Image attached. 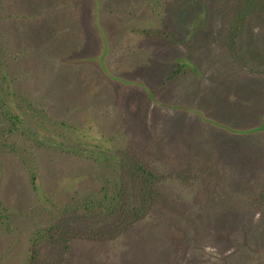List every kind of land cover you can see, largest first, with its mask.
I'll return each instance as SVG.
<instances>
[{"label": "rangeland", "instance_id": "obj_1", "mask_svg": "<svg viewBox=\"0 0 264 264\" xmlns=\"http://www.w3.org/2000/svg\"><path fill=\"white\" fill-rule=\"evenodd\" d=\"M101 1L106 68L159 103L138 85L108 82L96 61L77 64L102 53L91 0H0L8 47L37 44L27 64L51 63L25 88L73 130L66 146L113 136L160 176L143 219L102 243L72 242L70 264H264V19L235 18L237 0ZM186 60L197 70L173 75ZM27 158L36 160L34 191ZM107 171L92 153L0 138V264H25L31 233L71 196L103 188L116 173ZM73 215L60 221L82 223Z\"/></svg>", "mask_w": 264, "mask_h": 264}, {"label": "trees", "instance_id": "obj_2", "mask_svg": "<svg viewBox=\"0 0 264 264\" xmlns=\"http://www.w3.org/2000/svg\"><path fill=\"white\" fill-rule=\"evenodd\" d=\"M237 1L242 3V6L235 11V18L246 16L248 19H252L255 15L259 19H264V14H261L264 12V0ZM101 2V0H91L88 15L91 16V27L96 29L99 37L97 38L100 39L102 53L95 56L88 55L77 64L82 65L85 61L89 63L96 61L95 63L98 64L108 82L112 81L123 86L138 85L146 91V99L150 102L159 103L158 100L153 99L155 96H153L152 91L143 83H137L119 76L106 68L105 55L108 49V40L99 23L103 9ZM140 31L146 33L148 30L140 29ZM152 32L154 31L152 30ZM161 34H164L166 38L172 36L166 29ZM0 38L3 39L0 42V138L7 139L11 136H19L23 141L30 142L33 147H52L65 154L92 153L97 161L103 163L105 170H109L107 172L116 171V173H112L113 178L118 177V180L114 181L113 178L109 179L103 188L101 187L96 193L90 192L80 199L71 196V199L68 198L64 203L55 206L59 214H51V221H47V224L40 226L31 233L25 252V264H70L72 242L83 240L102 243L143 219L158 200L159 189L156 185L160 176L148 165L134 162L133 157L136 154L130 149L133 150L135 147L128 146V152L125 149L118 151L114 146L116 144L112 142L115 139L113 136L109 137L110 139H103L101 142L104 144L100 142L91 144V149L66 146L64 140L72 139L71 135L68 134L74 135L73 130L67 131L68 129H66L64 133L62 128L67 126L64 119L52 113L48 108L49 106L45 105L35 94H32L29 88H25L33 85V79L42 70L49 69L50 61H46L47 63L43 67L38 65L39 62L28 65L27 61L29 62L30 58L37 54L35 52V49L38 48L37 44L33 43L34 45H32L28 42L16 47L17 49H12L8 47V39L12 37H9L7 41H4L1 35ZM38 54L44 57L43 53L38 52ZM45 56H48V51L45 52ZM41 59L40 61H42ZM187 62V64L178 63L173 70V75L183 73L186 68L197 70L196 66H193L189 61ZM149 96L152 98H148ZM90 139L94 140L95 137ZM4 143L10 146L7 141ZM10 149L16 153L20 146H10ZM121 151L123 156L119 157ZM35 162L36 160L32 158L23 161L33 191L37 188L38 180ZM109 183L111 186H108ZM46 202H49V199H46ZM59 209L61 210L59 211ZM67 214H78L79 222L82 221V223L76 226L62 223L60 219ZM9 219L8 215H4L2 220ZM50 247L54 251L51 257L48 252Z\"/></svg>", "mask_w": 264, "mask_h": 264}]
</instances>
